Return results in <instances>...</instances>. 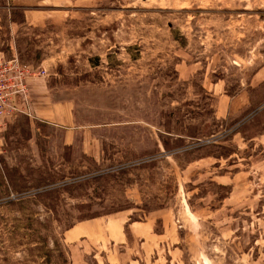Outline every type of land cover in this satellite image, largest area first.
<instances>
[{
  "label": "rangeland",
  "instance_id": "obj_1",
  "mask_svg": "<svg viewBox=\"0 0 264 264\" xmlns=\"http://www.w3.org/2000/svg\"><path fill=\"white\" fill-rule=\"evenodd\" d=\"M0 54L74 119L1 128L0 264H264V0H0Z\"/></svg>",
  "mask_w": 264,
  "mask_h": 264
},
{
  "label": "built area",
  "instance_id": "obj_2",
  "mask_svg": "<svg viewBox=\"0 0 264 264\" xmlns=\"http://www.w3.org/2000/svg\"><path fill=\"white\" fill-rule=\"evenodd\" d=\"M42 72L34 71L17 58L7 59L0 54V135L11 117L25 112L29 104L28 81L34 75L42 76Z\"/></svg>",
  "mask_w": 264,
  "mask_h": 264
},
{
  "label": "crops",
  "instance_id": "obj_3",
  "mask_svg": "<svg viewBox=\"0 0 264 264\" xmlns=\"http://www.w3.org/2000/svg\"><path fill=\"white\" fill-rule=\"evenodd\" d=\"M41 87V84H39L38 82H34L31 81L30 82V97L31 99L34 98V103H30V98H29V105L30 108L32 107V111L35 110L36 113V118L40 119V120H46L48 123L53 124V125H63L66 124L67 126H73L74 125V119H73V115L71 113V109L69 107L68 103H63V104H50V100L48 99V97H46V93H37L38 91L41 92V90L39 89ZM40 98L39 100H43L46 104L42 107H40L39 105L35 104V100L37 98ZM41 100V101H42ZM59 107H63V109H65V113L61 114L59 112H56L57 108ZM34 112V111H33ZM39 112H42V114H39ZM45 113H47L45 115ZM42 116V117H41ZM74 130L75 127H73ZM70 140H67L66 143H69ZM84 142H86L84 140ZM87 144V143H84Z\"/></svg>",
  "mask_w": 264,
  "mask_h": 264
},
{
  "label": "trees",
  "instance_id": "obj_4",
  "mask_svg": "<svg viewBox=\"0 0 264 264\" xmlns=\"http://www.w3.org/2000/svg\"><path fill=\"white\" fill-rule=\"evenodd\" d=\"M44 242H47V241H44ZM44 247H46V244H44ZM37 262V261H36Z\"/></svg>",
  "mask_w": 264,
  "mask_h": 264
}]
</instances>
